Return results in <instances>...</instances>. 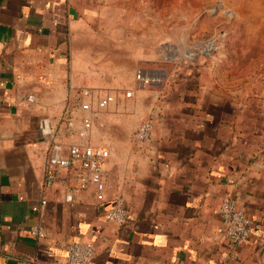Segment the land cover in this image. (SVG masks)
I'll return each mask as SVG.
<instances>
[{"label": "crops", "instance_id": "obj_1", "mask_svg": "<svg viewBox=\"0 0 264 264\" xmlns=\"http://www.w3.org/2000/svg\"><path fill=\"white\" fill-rule=\"evenodd\" d=\"M94 1L0 0V264H65L73 240L94 247L89 264H264V128L243 131L238 112L184 87L156 96L143 114L141 55L112 49L86 29L96 21L87 6ZM113 52L118 58L107 56ZM87 87L115 101L103 111L104 125L92 123L82 138L78 121L70 134L59 118L65 108L80 115L75 97ZM123 107L132 111L110 113ZM144 115L152 133L138 142ZM42 118L53 138L41 134ZM53 139L109 150L102 191L88 186L66 201L74 184L66 170L44 184ZM116 197L127 210L122 225L104 217ZM225 197L256 225L240 244L224 235ZM34 226L42 237L31 236Z\"/></svg>", "mask_w": 264, "mask_h": 264}, {"label": "rangeland", "instance_id": "obj_2", "mask_svg": "<svg viewBox=\"0 0 264 264\" xmlns=\"http://www.w3.org/2000/svg\"><path fill=\"white\" fill-rule=\"evenodd\" d=\"M87 6L97 16L88 31L112 49L122 45L141 55L143 114L156 96L184 87L185 94L238 112L243 131L264 128V0H95ZM124 108L110 113L132 111ZM103 111L94 126L104 125ZM98 129L94 137L102 135Z\"/></svg>", "mask_w": 264, "mask_h": 264}, {"label": "built area", "instance_id": "obj_3", "mask_svg": "<svg viewBox=\"0 0 264 264\" xmlns=\"http://www.w3.org/2000/svg\"><path fill=\"white\" fill-rule=\"evenodd\" d=\"M136 79L145 82L146 78L141 72L136 74ZM130 91L124 92L126 97L130 96ZM32 95L28 99H32ZM115 101V96L102 88H82L75 97V106L80 111L76 116L71 109L65 108L59 118L64 123L67 133L76 131V121L80 124L82 138L87 136V132L92 126L96 114L106 109ZM152 122L144 119L134 132V138L138 142L146 141L152 133ZM41 134L53 138V128L48 118H42L39 122ZM55 137V136H54ZM54 140V141H53ZM52 140L47 161L45 164L46 186H51L58 177L60 170H66L73 175L74 184L65 193V200L70 201L73 194L80 192L88 186H94L97 191H102L105 187V167L109 159V150L101 145H95L88 141L63 144L60 141ZM44 203V201H42ZM219 213L224 226V235L234 244H240L247 240L253 233V221L241 209L237 202L230 197H225L219 204ZM106 220L122 225L127 222V210L121 197H116L114 203L109 207L104 215ZM31 236L40 238L44 235L41 226H34L30 229ZM264 242V230L261 234ZM94 253V247L86 241L73 240L66 246L65 264H89Z\"/></svg>", "mask_w": 264, "mask_h": 264}, {"label": "trees", "instance_id": "obj_4", "mask_svg": "<svg viewBox=\"0 0 264 264\" xmlns=\"http://www.w3.org/2000/svg\"><path fill=\"white\" fill-rule=\"evenodd\" d=\"M253 233L256 231V225H255V223L253 222ZM253 233H252V235H253Z\"/></svg>", "mask_w": 264, "mask_h": 264}]
</instances>
